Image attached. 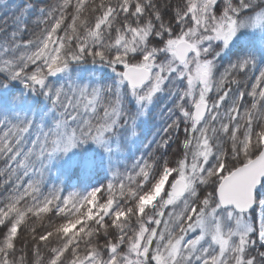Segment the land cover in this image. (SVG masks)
I'll return each mask as SVG.
<instances>
[{"label":"snow or ice","instance_id":"obj_1","mask_svg":"<svg viewBox=\"0 0 264 264\" xmlns=\"http://www.w3.org/2000/svg\"><path fill=\"white\" fill-rule=\"evenodd\" d=\"M39 11L44 14L46 10L41 8ZM107 11L108 9L101 11L93 24L86 27V39L80 40L77 37L75 44L79 47H75L72 55V60L76 63L83 62V57L89 54L91 48L93 60L98 56L100 62L106 63L119 77V85L108 89L111 101L105 105V116L100 118L101 128L95 130L111 139L116 134L115 130L123 126L130 131L131 136H136L135 125L139 117L147 114L148 108L159 94L169 90L173 97V114L158 148L164 153L171 151L174 138L183 132L181 156L175 164H161L156 170V176L149 174V164L141 157L131 171H126L123 176L113 177L114 182L94 188L87 195L77 192L65 195L62 188L55 186L45 191L41 187L44 184L45 170L41 160V172L28 175L21 185V195L17 197L16 203L0 212V264H264V172L255 174L245 182V170L252 171L249 161L245 160L240 167L228 168V158L225 157V162L222 163L216 152L210 157L204 155L203 159L197 161L188 139V132L191 130L197 146L201 140L208 142L206 126L212 117L205 116L201 121L200 116L202 105L206 102L205 77L209 71L214 79L218 76L231 77L235 72L244 76L246 81L251 80L246 88H238L234 94H230V90L226 88L212 101L214 108L219 102L220 108L226 109L227 134L237 132L245 139L248 136L258 138L264 135V129L253 118L254 112H264V67L260 66L257 58L258 53L264 55V0H182L180 4L175 0H166L165 4H158L156 0H135L134 3L121 0L112 13L117 19L124 17L118 29H112L110 23L105 22ZM30 14L31 9L27 7L17 13L13 37L27 30ZM47 15L54 19L46 29L41 43L35 48L30 42L23 43L21 46L29 49L28 53L19 60H0V73L9 80L26 82V86L34 92L59 98L63 89L51 88L49 77L63 72L68 61L57 64L53 58L55 49L52 53H45V45L51 34H67V29L75 26L76 17L73 15L65 20L62 10H48ZM108 19L111 21L112 17ZM61 21H64L63 26ZM105 29H109V42L104 41ZM142 29L148 34L141 49L128 51L121 41L127 43ZM181 37L192 39L188 48L197 49L191 53V64L184 55L172 48L173 44L181 42ZM97 40L100 42L97 43ZM125 54L128 56L127 62H121V56ZM0 55H3L2 51ZM64 55L67 56V53ZM221 61H226L227 66L223 71L217 72ZM135 68L150 69L151 77L145 75L143 79H136L133 74ZM201 80L204 81V88L199 87ZM33 84L38 87H32ZM79 91L84 96L89 89L82 87ZM104 91L102 88L91 91L94 103H100L97 97L102 99ZM131 100L139 105L135 112L127 107ZM96 111L93 109L94 114ZM100 111H104V108ZM241 120L245 121L243 132L239 129ZM197 121L199 124L193 128ZM88 127L93 126L88 124ZM197 132L201 134L199 139L195 135ZM52 134L59 137V140L52 141L51 152L46 154L45 149L41 148L37 154L47 159L49 164L58 151L59 154L67 155L79 144L63 118L58 123L54 121ZM91 139L101 146L105 145L99 137ZM119 150L122 151L123 146ZM106 151L111 170L112 153L110 149L106 148ZM256 160L264 161V151L256 153ZM189 164L194 171L198 170V164H204L200 177H207L215 172H219V175L211 185L199 178L193 181L187 176ZM98 167L99 162L92 156L86 155L73 162L74 171L82 178L93 174ZM25 173L27 174V164ZM140 180L151 182V191L147 196L141 194L137 197L132 191V185L135 183L138 187ZM225 181L228 183L225 184ZM233 182L241 183L243 201L226 196V189ZM161 183L164 186L166 184L168 189L165 195L169 208L164 215H175L176 210H180L176 226L179 236L162 237L157 229L155 235L159 239V246L156 240H152L150 246L142 245L144 256L133 257L135 242H130L124 233L119 232L117 218L127 215L129 209L123 208L115 199L111 200L107 216L85 219L90 207L89 201L93 197L99 196L98 206L108 205L113 193H128L135 199L133 211L140 217L136 232H143L147 222L140 213L141 201L153 195ZM180 186L188 191L177 203H172ZM29 195L33 198L31 212L18 207V203ZM257 210L260 213L259 222ZM12 212L14 217L6 219ZM26 214L48 216L49 219L60 214L66 218L63 223L34 232L33 242L28 244L21 240ZM150 223L148 232L152 231L156 223L163 226V217L159 220L153 217ZM85 224H97L98 228L103 225L106 231L101 237L103 247L96 244L81 252L80 236L87 231ZM69 227L72 230L66 232L65 229ZM113 227L117 229L115 235L107 232V229ZM57 236L63 238L60 246L53 243Z\"/></svg>","mask_w":264,"mask_h":264},{"label":"trees","instance_id":"obj_2","mask_svg":"<svg viewBox=\"0 0 264 264\" xmlns=\"http://www.w3.org/2000/svg\"><path fill=\"white\" fill-rule=\"evenodd\" d=\"M128 2L134 3L135 0H128ZM175 2L180 4L182 0H175ZM120 3L121 0H0V51L3 52V55H0V60H19L21 56L26 55L29 51V49L21 46L23 43L30 42L33 48L41 43L46 29L54 19V17L47 15L48 10L54 12L62 10L65 20L73 15L76 17L75 26L68 28L67 34L60 32L57 36L53 33L48 37V42L45 45V53H52L55 49L53 58L57 64H63L65 60L68 61V66L61 77L49 79L51 88L63 89V93L59 98L48 96L43 92H34L26 86V82L9 80L7 76L0 73V82H2L0 83V212L7 210L10 204L16 203L17 197L21 195V185L28 178V175H31L32 172H41V160H43L45 166L44 184L41 187L45 191H49L55 186L56 188H62L65 195L72 192L87 195L94 188L102 187L108 182H114L113 177L123 176L126 171H131L133 165L141 157L148 162L150 175H154L161 164L165 162L170 165L175 164L177 159L180 158L184 142L183 132L179 137L174 138L171 151L164 153L158 148L161 138L167 131L168 121L173 114V97L169 90L159 94L147 114L142 119L139 117L135 125L136 136H131L130 131L123 126L115 130L116 134L111 139H107L106 134L95 130L101 128L100 118L105 116L107 111L105 105L111 101V93L108 89L119 85V77L106 63L102 64L98 56L93 60L91 48H89V54L83 57V62L76 63L72 60V55L75 47H79L78 44H75L77 37L80 40L86 39V27L93 24L101 11L108 9L104 17L105 22L110 23L112 29L119 28L124 17L120 16L117 19L112 13ZM156 3L165 4L166 0H156ZM26 7L31 9L27 30L22 34L17 33L13 37L12 32L17 24V13L20 9ZM41 8L46 10L44 14L40 13ZM110 16L112 17L111 21L108 19ZM36 20L41 22H34ZM63 23L64 21H61V26H63ZM57 31H59V26ZM147 34L148 32L142 29L127 43L123 41L121 43L128 51L140 50L146 41ZM103 37L105 42H109V29H105ZM186 40L193 42L188 37H186ZM99 42L97 40V43ZM65 53H67V56L64 55ZM257 58L260 66L264 67V55L258 53ZM127 59V54L121 56V62H127ZM226 66V61H221L216 71L221 72ZM251 75L250 73L249 76ZM213 80L217 89L212 93L211 102L216 95L226 88L230 90V94H234L238 88H246L247 84L251 83L250 79L246 81L244 76L235 72L231 77L218 76ZM87 86H89V92L87 95L82 96L79 90ZM32 87L38 86L33 84ZM96 88H102L105 91L103 98H99L100 103L97 104L95 108L97 111L94 114L93 110L86 106V102L92 95L91 91ZM127 107L132 112L137 111L132 100ZM101 108H104V111H100ZM60 118L67 122L71 133L79 141V144L67 155L59 154L58 151L51 164H49L47 159L37 154L41 148L45 149L46 154L50 153L52 141L59 140V137L52 134V128L54 127V121L58 123ZM253 118L264 129V112H254ZM125 123H127V120H125ZM88 124L93 127H88ZM104 126L106 127V124ZM239 129L241 132L244 131V120L240 121ZM220 132L217 138L220 140L223 162H225V157L228 158L226 163L228 168L241 166L242 162L256 157V153L262 149V143H257L256 137L248 136L245 139L237 132H233L231 135L227 134V130H221ZM91 137H99L105 145L101 146L95 143ZM188 139L190 143L194 140L191 130L188 132ZM242 143L243 147H241ZM121 146H123L122 151L119 150ZM106 148L110 149L112 153L113 164L111 170ZM86 155L94 157L99 162V167L87 178H82L74 171L73 162ZM26 164L27 174L25 173ZM215 175L216 173H213L207 177V185L213 183ZM9 186H13L10 191ZM135 188L136 184L134 183L132 189ZM112 199L120 203L123 208L129 209L127 215L117 218V224L119 225V232L124 233L130 242H135L139 233L136 232V227L140 217L133 211V202L129 194L113 193L109 204L102 205L104 207L103 212L97 217L108 215V207H110ZM93 200L99 202V196L93 197L89 201V205ZM32 204L33 198L29 195L28 198L18 203V207L28 209L31 212ZM159 210L160 207L153 208L150 214L145 212L143 217L147 222L146 228L151 226L150 222L153 217L158 219ZM13 217L14 212L9 213L6 219ZM54 224L55 220L49 224L47 216L38 217L26 214L23 221L24 232L21 240L31 244L34 232L41 231L43 227H50ZM85 228L87 231L80 236L81 252L86 247L96 244L103 247L104 242L101 237L106 234L103 225L98 228L97 224H85ZM162 228H164V223L163 226L158 227L159 230H162ZM154 229L155 227H152V231ZM65 231L67 232V228ZM107 232L115 235L117 229L115 227L109 228ZM53 243L60 246L63 244V238L57 236L53 239ZM125 254L122 253V255Z\"/></svg>","mask_w":264,"mask_h":264},{"label":"rangeland","instance_id":"obj_3","mask_svg":"<svg viewBox=\"0 0 264 264\" xmlns=\"http://www.w3.org/2000/svg\"><path fill=\"white\" fill-rule=\"evenodd\" d=\"M183 39L186 40V37L181 38V40H183ZM217 43H222V42H217ZM175 44L172 45L173 50H174ZM196 50L197 49L194 48V51H196ZM201 55H203V53H201ZM192 62H193L192 57H190V59L188 60V63L191 64ZM147 63H148V61L146 62V64ZM207 75L209 76V82L207 84L206 101L210 102L209 100L212 96V93L217 89V87H216V83H214L211 71H209L207 73ZM163 78L166 79V77H163ZM199 87L204 88L205 86H202L199 82ZM86 88L88 89L89 86H87ZM99 98L100 97H97V99H99ZM132 101L134 102L136 108L138 109L139 105L134 100H132ZM152 104H151V106H152ZM86 106H89L91 108V110L96 108L97 103L93 102V96L92 95L87 99ZM151 106L148 108V110L151 108ZM227 114H231V113H227ZM209 115L212 117V119L208 121V125L206 126V129H207L206 130V137H207L208 142H205V140H201L199 146H197L196 141L192 140L191 145H192L193 153L196 156L197 161H199V160L203 159L204 155H207L210 157L214 152H216L219 154V159L223 163V157L221 155L222 153H221V149H220V140L217 138V135L219 133H221L220 132L221 130H223V131L227 130L228 121L225 118L226 117V109L220 108L219 102L216 103L215 108L213 107V104L211 103ZM143 117H144V115L140 116V119H142ZM198 124L199 123L194 124L193 128H195ZM211 129H214V131ZM195 135H196V138L199 139L201 134L199 132H197ZM256 142L257 143L260 142L263 145L264 144V135L259 136L256 139ZM189 159H191V156H189ZM203 167H204V164H198V170L194 171L192 168V165L189 164L187 176L192 178L193 181H195L197 178L202 179L204 181V183L207 184L208 183V179H207L208 176L207 177H200V171L203 169ZM215 173H216L215 176L219 175V172H215ZM163 190H164V184L161 183L160 187L157 188L156 192L153 195L145 197L141 201L140 213L142 215L145 214V212H146L145 209L149 205H152L153 201H155L161 195ZM179 199L173 197L172 203H177ZM98 203L99 202L96 200H93L90 203V207L87 209L85 219H93V218L99 216L103 212L104 207L102 205L98 206ZM153 208H156V207H153ZM168 208H169V203L167 201H165L160 206V210L158 212V215H159L158 220L160 217H163L164 228H162V230H159V231L161 232L162 237L163 236H171V237L179 236V232L176 230V226L179 223V217L181 215L180 210L177 209L175 215H172L171 213H169L168 216H165L164 213L167 211ZM259 215H260V213H259V211H257V222H259ZM169 216H171V219H169ZM72 227H74V226H72ZM72 227L67 228V231H71ZM158 227H161L160 223H156L155 229L151 232H148L147 228L145 227L143 232L138 233V235L135 239V248L133 250V257H136L137 255L144 256L145 253L141 251V246L142 245L150 246L152 240H156L157 245L159 246V239L155 235ZM188 234L191 235V233H188ZM163 250L164 249H161V251H163Z\"/></svg>","mask_w":264,"mask_h":264},{"label":"water","instance_id":"obj_4","mask_svg":"<svg viewBox=\"0 0 264 264\" xmlns=\"http://www.w3.org/2000/svg\"><path fill=\"white\" fill-rule=\"evenodd\" d=\"M189 43L190 42H188V41H181V42L177 43L175 46V51L178 52L179 54L184 55L186 60H188V58L190 57V55L194 49V48H188ZM133 74H134V77L136 79H143V77L145 75L149 76V78L151 77V72L149 69L135 68ZM60 75H61V72L57 73L55 76H52L51 78H57ZM205 79L207 80V83H208V80H209L208 75H206ZM201 84L205 85L203 80H201ZM209 107H210L209 103H207V102H205V104L202 105V113L200 116L201 121L204 119L205 116L208 115ZM197 122H199V121H197ZM262 151H264V146H263ZM250 169L252 170L251 172L248 169L245 170V182L248 179H251L255 174L260 173V172H264V161H259V160H256V158H254L253 160L250 161ZM227 183L228 182L225 181V184H227ZM186 191H188L187 188L180 186V187H178L174 197H176V198L182 197ZM226 196L229 199L237 198V199H240L241 201H243L244 196H243V187H242L241 183L233 182L232 184L228 185V187L226 189Z\"/></svg>","mask_w":264,"mask_h":264},{"label":"clouds","instance_id":"obj_5","mask_svg":"<svg viewBox=\"0 0 264 264\" xmlns=\"http://www.w3.org/2000/svg\"><path fill=\"white\" fill-rule=\"evenodd\" d=\"M157 175V173L155 172V174L153 175V176H156ZM158 178V177H157ZM150 183L151 182H146V181H144V180H140L139 181V186L138 187H136L135 189H132V191L133 192H135L136 193V196L138 197V196H140L141 194H143V195H146L147 196V193L149 192V191H151V188H150ZM11 187H13V186H9V191L11 190ZM168 191V189H167V185L165 184V186H164V190H163V192L161 193V195L155 200V201H153V203H152V205H149L146 209H145V211H146V213H151L152 212V210H153V207H156V208H159L165 201H166V199H167V197H166V195H165V193ZM126 195L128 194V193H125ZM131 199H132V206H133V208L135 207V199L134 198H132L131 197ZM47 218H48V216H47ZM65 216H61L60 214H57V216H55L54 218H52V219H49V224H51L52 223V221L53 220H55V224H60V223H63L64 222V220H65ZM93 227H95L94 225H93ZM47 228H49V227H43V229L42 230H44V229H47Z\"/></svg>","mask_w":264,"mask_h":264}]
</instances>
